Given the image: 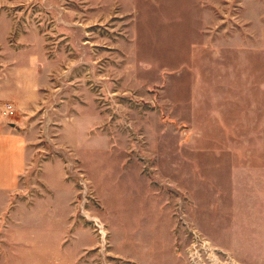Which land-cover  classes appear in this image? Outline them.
I'll list each match as a JSON object with an SVG mask.
<instances>
[{
    "label": "rangeland",
    "instance_id": "obj_1",
    "mask_svg": "<svg viewBox=\"0 0 264 264\" xmlns=\"http://www.w3.org/2000/svg\"><path fill=\"white\" fill-rule=\"evenodd\" d=\"M4 59L43 73L7 213L39 264H264V0H0Z\"/></svg>",
    "mask_w": 264,
    "mask_h": 264
},
{
    "label": "crops",
    "instance_id": "obj_2",
    "mask_svg": "<svg viewBox=\"0 0 264 264\" xmlns=\"http://www.w3.org/2000/svg\"><path fill=\"white\" fill-rule=\"evenodd\" d=\"M36 60H29L28 64L23 65L11 64L5 59L0 62V104L14 102L20 116L18 120L0 121V264H39L41 257L33 250L35 241H23L24 236H10L7 232L9 196L20 190L21 178L29 167L32 141L28 132L22 129V124L42 99L43 85L40 78L43 73L40 62H35ZM24 71L27 72L26 75H23ZM64 241L56 243L61 254L65 250ZM57 249L54 247L55 251ZM54 253L50 256L44 254L43 258L46 260L43 261L46 264H65Z\"/></svg>",
    "mask_w": 264,
    "mask_h": 264
},
{
    "label": "built area",
    "instance_id": "obj_3",
    "mask_svg": "<svg viewBox=\"0 0 264 264\" xmlns=\"http://www.w3.org/2000/svg\"><path fill=\"white\" fill-rule=\"evenodd\" d=\"M19 109L12 101L0 104V121H13L18 115Z\"/></svg>",
    "mask_w": 264,
    "mask_h": 264
}]
</instances>
